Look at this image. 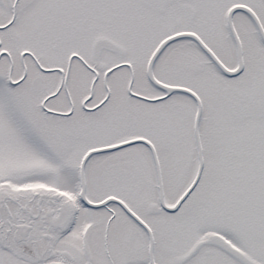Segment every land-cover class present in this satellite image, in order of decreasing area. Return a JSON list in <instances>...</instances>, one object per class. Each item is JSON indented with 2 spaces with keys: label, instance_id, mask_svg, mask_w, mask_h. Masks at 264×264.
Listing matches in <instances>:
<instances>
[{
  "label": "snow or ice",
  "instance_id": "obj_1",
  "mask_svg": "<svg viewBox=\"0 0 264 264\" xmlns=\"http://www.w3.org/2000/svg\"><path fill=\"white\" fill-rule=\"evenodd\" d=\"M0 264H264V0H0Z\"/></svg>",
  "mask_w": 264,
  "mask_h": 264
}]
</instances>
